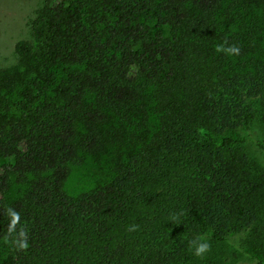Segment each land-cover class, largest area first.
Returning a JSON list of instances; mask_svg holds the SVG:
<instances>
[{"label":"trees","instance_id":"trees-1","mask_svg":"<svg viewBox=\"0 0 264 264\" xmlns=\"http://www.w3.org/2000/svg\"><path fill=\"white\" fill-rule=\"evenodd\" d=\"M28 28L0 68V264H218L234 237L264 264V0H42ZM86 156L109 170L71 195Z\"/></svg>","mask_w":264,"mask_h":264},{"label":"rangeland","instance_id":"rangeland-1","mask_svg":"<svg viewBox=\"0 0 264 264\" xmlns=\"http://www.w3.org/2000/svg\"><path fill=\"white\" fill-rule=\"evenodd\" d=\"M42 0H0V68L12 65L15 60L14 43L29 38L28 21L40 7ZM261 125L253 127L248 133L247 147L264 162V153L256 146V141L262 138ZM252 134V135H251ZM106 158L86 156L80 165L72 166L65 184V190L71 195L78 194L92 188L98 181H102L108 172ZM238 237L231 238L226 246L216 251L218 264H243L251 260V255L237 250ZM237 251H234V250ZM234 251V252H233Z\"/></svg>","mask_w":264,"mask_h":264},{"label":"clouds","instance_id":"clouds-1","mask_svg":"<svg viewBox=\"0 0 264 264\" xmlns=\"http://www.w3.org/2000/svg\"><path fill=\"white\" fill-rule=\"evenodd\" d=\"M229 52H232V53H235V52H238V49L237 48H230L228 49ZM207 248V245L205 244H200L197 248H196V254L197 255H200L201 253H203Z\"/></svg>","mask_w":264,"mask_h":264}]
</instances>
